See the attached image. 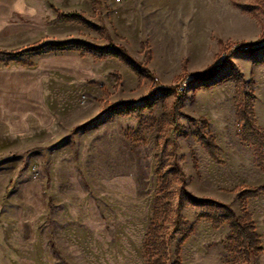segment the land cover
Segmentation results:
<instances>
[{"label": "rangeland", "instance_id": "1", "mask_svg": "<svg viewBox=\"0 0 264 264\" xmlns=\"http://www.w3.org/2000/svg\"><path fill=\"white\" fill-rule=\"evenodd\" d=\"M79 9V40L63 52L88 60L87 75L49 77L52 123L0 144V264H173L187 234L181 264H264V194L247 202L257 258L226 222L200 219L224 215L220 205L241 217L234 188L264 185V134L246 132L236 102L238 80L264 133V48L242 47L264 35V0H98L95 10L80 0ZM209 67L212 80L193 79ZM197 131L216 143L218 161Z\"/></svg>", "mask_w": 264, "mask_h": 264}, {"label": "crops", "instance_id": "2", "mask_svg": "<svg viewBox=\"0 0 264 264\" xmlns=\"http://www.w3.org/2000/svg\"><path fill=\"white\" fill-rule=\"evenodd\" d=\"M79 8L80 0H0V144L30 137L52 123L45 96L49 77L77 79L88 69V60L63 52L79 40L73 35L79 25L57 13L77 16ZM31 48L35 51L17 60L7 62L11 58L1 55ZM47 49L58 51L42 55ZM25 55L33 65H23Z\"/></svg>", "mask_w": 264, "mask_h": 264}, {"label": "trees", "instance_id": "3", "mask_svg": "<svg viewBox=\"0 0 264 264\" xmlns=\"http://www.w3.org/2000/svg\"><path fill=\"white\" fill-rule=\"evenodd\" d=\"M90 1H91L92 6H93V9L95 10V6H96L98 0H90ZM61 17H63L67 21H79V22L81 21L76 16L62 15ZM58 47L59 48L66 47V45L58 46ZM218 47H219V52H218L216 58H219L221 52L226 47V43L224 41L220 40V41H218ZM242 47H243V52L250 54V55L258 52L259 50L264 48V35L257 42H255L253 44L242 45ZM145 48H146V45L142 44L141 45L142 51ZM29 51L34 52L35 50H34V48H32ZM92 52H94L100 56L109 55L108 53H103L99 50H94ZM119 52L122 53L124 56L128 55V52L124 48H120ZM1 54H3V53H1ZM3 55L12 56L13 54H3ZM121 61L127 62L128 60H125L124 57H122ZM135 72L141 81L142 80L141 73L138 71H135ZM184 74L185 75L187 74L186 67L184 68ZM216 74H217L216 68L209 67L202 72H198V73L192 75V77L195 81L207 82V81L212 80L216 76ZM216 84L217 83H214L210 86H206V88L210 89V88L214 87ZM166 91L172 92L173 90L167 89ZM243 98H244V95L241 91V86L239 84V81L236 80V102L239 106V112L238 113H239L240 123L243 125L246 132L249 134H251V133H262V134H264L263 132H261L260 129H258L256 127L253 120L249 118V115H252V106L249 105L248 110H246V109H244V107H242ZM116 108H117L116 105L104 104L103 111L104 112H111V111H115ZM136 113H137L136 110L126 109V110H124V112L121 113V115H127L128 116V115H132V114H136ZM202 121L206 123L205 120H202ZM179 130H180V126L177 123H175L172 128H169L167 130L166 141L169 142L170 144L174 145L176 136L179 134ZM196 136H197L199 142L204 146V148L208 152L209 156L212 159L218 161L217 153L219 151V148L216 145V143L212 139H207L204 136V134H202L201 131H199V132L197 131ZM244 139L247 142H251V139L248 135L245 136ZM160 153H161V151L159 150V152L157 153L158 157H160ZM158 163H160V161H158ZM233 192L238 194V200H239V204H240V208H241V212H242L241 217H238L229 208L220 205L225 212L224 215H222V216L207 215V216L201 217L200 219H204V220L211 222L217 228L220 227L224 222H226L227 225L229 226L230 230L232 231L233 235L236 236V238L241 242L246 257L248 259L250 257L257 258L263 254V248L260 246L259 236L257 235V233L255 231V228H254V225L252 222V218H251L250 214L247 212V202L250 199H254V198L259 197L260 195H263L264 194V185L254 187V188H244V187L239 186V187L234 188ZM190 202L197 207L210 206V205L217 204L213 200H208V199L205 200V199H198V198H190ZM243 223H246V225L242 226ZM188 237H189V234L185 235L181 239V241L178 243L177 248H176V252H175V261L173 264H181L180 247L188 239ZM154 264H163L161 258L157 259L154 262Z\"/></svg>", "mask_w": 264, "mask_h": 264}]
</instances>
